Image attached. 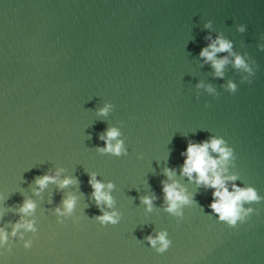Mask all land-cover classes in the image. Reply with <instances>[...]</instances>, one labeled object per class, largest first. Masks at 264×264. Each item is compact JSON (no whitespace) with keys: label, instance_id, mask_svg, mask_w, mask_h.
<instances>
[{"label":"water","instance_id":"95a60500","mask_svg":"<svg viewBox=\"0 0 264 264\" xmlns=\"http://www.w3.org/2000/svg\"><path fill=\"white\" fill-rule=\"evenodd\" d=\"M219 36L254 74L230 62L216 75L200 52ZM262 46L264 0H0V264H264ZM112 128L120 155L100 151ZM212 138L231 151L229 191L260 198L235 227L211 209L215 189L183 174L188 145ZM93 177L112 207L97 204ZM174 182L190 200L179 215L164 193ZM161 232L163 253L148 240Z\"/></svg>","mask_w":264,"mask_h":264},{"label":"clouds","instance_id":"9594fccd","mask_svg":"<svg viewBox=\"0 0 264 264\" xmlns=\"http://www.w3.org/2000/svg\"><path fill=\"white\" fill-rule=\"evenodd\" d=\"M210 23L206 24L205 27H210ZM240 31H244L241 27ZM211 40V36L208 37ZM232 43L229 40L224 39L222 36L217 37L215 40L204 48L200 52V56L205 60L206 63L210 62L212 67L215 69V73L218 77H223L224 68L227 64L232 62L234 67L237 69H243L249 74H254L252 68L248 65L246 60L241 56L232 51ZM264 47V46H262ZM227 52L230 56L234 57L233 61L229 60L228 56L223 58H218L217 53ZM247 79V77H245ZM251 83V81L249 82ZM201 84L199 87H203ZM228 88L233 92L236 91V84L229 81ZM209 91H213L211 86H208ZM108 112V107L101 109V114L105 115ZM119 136V131L115 128L108 130L106 137L102 136L101 139H106L107 147L101 149V152L107 151L115 155H120L123 151V142L117 141L115 144L112 143L114 139ZM211 152L218 153V158L211 155ZM231 156V151L224 146V141L222 139L212 138L210 141H205L202 144L190 143L187 147L186 160L184 162L183 174L192 177L195 173L197 176V183L205 186L214 188L213 202L211 203V209L218 214L221 221H225L229 226L235 227L237 221H243L245 216H247L252 209L244 210L243 203L258 201L260 198L257 192L252 187L241 188L233 184L232 191H229L228 181H235L236 176H226L224 173L227 172L226 168L220 167L225 164L229 157ZM169 178L173 175L172 170L169 169ZM59 172L56 176L44 175L43 177L37 179L36 183L40 188H44L49 182H56ZM94 189L93 196L97 201V204L107 203L109 207L113 205V199L109 193L104 191L105 185L93 177L89 181ZM74 183L71 178L64 179L61 183V187H65L69 184ZM112 184L108 185L111 189ZM164 193L166 201L168 202L167 211L179 215L180 206L183 204L190 203L189 197L185 194L184 189L180 188L177 183L164 184ZM152 197H144L143 203L148 205L149 210L152 208ZM75 197H69L64 201L65 210L71 212L75 206ZM35 208V204L31 200L25 201L24 205L21 207L20 212L24 214H31V211ZM103 211V209H101ZM59 212L60 210L57 209ZM243 213V214H242ZM102 223L112 222L115 224L117 222V213L104 212V215L98 217ZM32 229L33 225L30 222L17 223L13 235H15L16 230L20 228ZM167 233L161 232L155 238L152 236L148 237L150 244L153 247L159 243L160 247L157 249L158 252L163 253L168 249L170 241L166 238ZM0 240H7V233L0 229ZM30 242L25 245V247H30Z\"/></svg>","mask_w":264,"mask_h":264}]
</instances>
